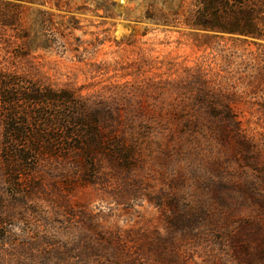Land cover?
I'll list each match as a JSON object with an SVG mask.
<instances>
[{
	"label": "rangeland",
	"instance_id": "rangeland-1",
	"mask_svg": "<svg viewBox=\"0 0 264 264\" xmlns=\"http://www.w3.org/2000/svg\"><path fill=\"white\" fill-rule=\"evenodd\" d=\"M151 1L0 0V70L72 92L99 134L12 184L0 117V264H264V37Z\"/></svg>",
	"mask_w": 264,
	"mask_h": 264
},
{
	"label": "trees",
	"instance_id": "trees-1",
	"mask_svg": "<svg viewBox=\"0 0 264 264\" xmlns=\"http://www.w3.org/2000/svg\"><path fill=\"white\" fill-rule=\"evenodd\" d=\"M152 0L146 18L162 25L185 26L242 36L264 37V0ZM82 105L68 90H54L31 79L0 70L1 156L8 180L29 179L48 154L81 156L97 121L81 119ZM87 145V147H85ZM97 146H100L98 144Z\"/></svg>",
	"mask_w": 264,
	"mask_h": 264
}]
</instances>
